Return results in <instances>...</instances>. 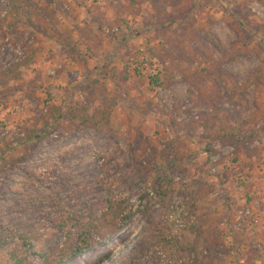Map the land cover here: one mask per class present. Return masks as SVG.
<instances>
[{"label":"rangeland","instance_id":"374dc122","mask_svg":"<svg viewBox=\"0 0 264 264\" xmlns=\"http://www.w3.org/2000/svg\"><path fill=\"white\" fill-rule=\"evenodd\" d=\"M24 1L27 5L18 15L5 17L0 27V72L27 61L19 68V79L0 84V264H53L55 248L75 230L63 220L87 222L110 203L120 204L123 214L132 213L125 226L101 229L95 234L100 243L63 264H118L147 234L152 239L164 235L176 245L169 253L157 245L135 264H164L160 251L171 257L170 264H246L247 240L255 232L264 234V228L247 219L236 220L239 210L252 207L264 222V0H182L175 9L180 19L192 11L197 22H210V37L197 35L200 46L189 55L192 59L181 63L182 74H197L196 84L211 94L200 73L204 69L203 74L218 85L220 94L212 95L220 110L247 118L260 109L246 129L253 139L244 143L263 148L260 157L252 158L242 146L210 155L200 134L186 136L185 122L200 121L207 110L194 85L182 77L168 88L149 84V76L162 66L148 50L157 44L145 21L151 11L149 0L135 5L134 13H121L120 33L116 38L104 33L98 47L80 41L78 26L84 19L91 21L96 10L114 19L116 7L126 0H58L46 7L42 0ZM10 3L0 0V20ZM204 46L222 62L213 64L217 61L212 63L213 56L203 54ZM233 48L245 54L229 61ZM114 65L129 72L125 85L110 77ZM89 72L98 75L103 90L89 107L103 99L112 104L108 132L78 130L76 122L62 118L38 139L28 137L30 129H40L47 93L65 110L69 104L79 105L87 95L82 82ZM252 75L253 83L242 90ZM159 176L174 182L171 196L186 212L181 228L169 220L173 205L168 209L159 201L155 183ZM198 180L207 184L208 194L192 211L182 196L183 183L195 185ZM189 215L194 222H189ZM214 215L223 217L218 228L224 248L216 259L203 242L195 247L199 254L190 248L198 222ZM253 244L260 248L253 264H263V237ZM107 253L110 259H105ZM8 254L14 257L7 258Z\"/></svg>","mask_w":264,"mask_h":264},{"label":"trees","instance_id":"16d2710c","mask_svg":"<svg viewBox=\"0 0 264 264\" xmlns=\"http://www.w3.org/2000/svg\"><path fill=\"white\" fill-rule=\"evenodd\" d=\"M145 0H126V2L117 6L115 13L117 17L114 19H107L104 13L96 10L93 12L94 17L91 21L88 19L83 20V25L78 26V31L80 33V41L88 46L98 47L100 46L104 33L109 37L116 38L115 33H120L121 25L123 20L120 17L121 13H134L137 11L134 8L135 5L143 3ZM151 4V11L148 12L145 18L146 24L154 30L153 39L157 42L155 46L148 48L150 53L154 55L160 63L162 64L161 69L155 74H152L148 78V82L152 87L157 88H168L175 84L179 77L182 80L188 81L190 84L194 85L199 90V100L204 105L207 110L204 112V117L201 115V120L196 121L191 118L188 122H185V133L186 136L193 137L198 134L204 138L206 141L205 150L210 154H221L224 147H236L242 146L244 154L248 158L253 156L260 157L262 152V147H249L250 144H245V140L251 141L253 139V134L247 132L246 129L249 125L254 123L259 117L261 111L256 109L252 111L247 118H241L240 116L233 115L229 113V110H220L219 105L215 104L213 101L214 96L218 97L220 94L218 90V85L211 81L209 77L203 74L204 69L200 71L202 76L205 78L207 85L211 88V94L207 93L205 88L198 86L194 80L197 74H182L181 63L190 58V54L197 53L196 47L200 46V42L196 40L198 34H204L208 38L210 37L208 28V21L204 23H199L195 20L192 11L185 15L183 19H180L179 13L175 12L177 5L181 3L182 0H149ZM76 3H80L77 1ZM27 5L24 0H11L10 9L6 12L4 18L0 20V27L3 26L5 17L7 18L10 14L16 13L18 15V10L23 6ZM66 10H63V12ZM91 12L90 9H88ZM9 13V14H8ZM17 17V16H16ZM15 17V18H16ZM12 26V25H11ZM194 42L197 46H193ZM70 44V42H68ZM204 55L213 56L212 63L220 64L222 60L214 58V52L204 46L201 48ZM245 52L243 50H238L233 48L230 51V56H228L229 61L235 60L239 56H243ZM225 55V54H224ZM225 58V56H223ZM27 61H23L16 65L9 67L6 71L0 72V84L8 85L10 81H15L20 77V66L26 64ZM261 70V67L257 68V72ZM213 75L220 76L217 72H213ZM88 73L82 82V85L87 91V95L82 100V103L68 105L66 110L61 106L51 102L52 95L47 93L48 100L45 101V110L40 115V129L34 127L28 131V137L30 135L31 139H38L41 132L45 131L51 126V124L57 122L59 119H66L70 122H76L75 127L78 130L85 128L93 129L99 135H104L108 132L110 127V121L112 118V104L107 100H101L99 105L95 108L89 107L90 101L94 96H102L103 90L101 84L98 80V75L94 73ZM110 77L115 83H121L125 85L127 83L129 72L125 68H119L117 66L110 67ZM251 78L244 81L242 90H246L252 83ZM212 93L215 95L213 96ZM234 124H231V122ZM1 157V156H0ZM223 157L218 161L220 163ZM139 169L142 170V166L137 164ZM156 188L159 189L160 193V203L168 207V209L174 205L175 200L171 196V189L173 187V180L167 178L166 176H159L156 178ZM182 196L184 201L188 204L190 210H194L199 201L202 200L208 194L207 184L201 181H196L195 185H188L183 183ZM250 200V199H249ZM146 219L148 218L147 209H141ZM123 208L120 204L110 203L109 206L97 216H89L87 222L79 223L82 221L79 218L68 217L63 220L65 224H73L75 228L72 234L68 235L67 241L63 246H58L54 250L55 261L53 264H63L64 262L76 257L86 250H90L96 246L98 242L95 240V234L105 227L117 226V229H121L125 226V222L131 217L132 213L123 214ZM222 216H206L196 226V235L193 242L190 244V248L193 252L199 254L196 251V245L199 242L204 243V249L207 252L212 253L213 259L218 258V255L222 252L224 248V241L222 238V232L218 228V223L223 222ZM228 219V218H227ZM226 219V220H227ZM263 237L264 234L260 232H255L253 236L247 243L249 245V255L246 264H253L254 255L260 253V248L254 246L253 241ZM112 238V237H110ZM146 235L144 240H137L131 246V248L126 253L124 259H122L118 264H135L138 262L140 256L150 250H155L157 245H162L166 252L169 253L170 248L176 243L170 240L164 235H160L154 239ZM103 241V239H102ZM147 241V242H146ZM249 241V242H248ZM14 257V254H8L7 258ZM105 259H110L109 253L104 255ZM151 257H153L151 255ZM166 257L169 256L166 254ZM171 257L168 258L170 260ZM102 262L103 259H100ZM171 261V260H170ZM164 264H170L168 261ZM187 264V263H183ZM264 264V263H263Z\"/></svg>","mask_w":264,"mask_h":264},{"label":"built area","instance_id":"2783aa9c","mask_svg":"<svg viewBox=\"0 0 264 264\" xmlns=\"http://www.w3.org/2000/svg\"><path fill=\"white\" fill-rule=\"evenodd\" d=\"M154 67H156V65H154ZM181 205L179 203H175L171 208V215L169 217V220L174 222L175 226L179 228L183 227L186 224L183 222V217L186 216V212L184 210V207ZM188 219L189 222H194V217H192L191 215L188 216ZM239 219H247L250 225L257 227L258 229L264 228V222H262L259 215L252 210V207H247L239 210L236 216V220ZM237 224L239 226L240 223ZM159 255L161 256L164 262L168 261L169 263H171V261L168 260L166 255L161 251L159 252Z\"/></svg>","mask_w":264,"mask_h":264},{"label":"crops","instance_id":"0c3cea01","mask_svg":"<svg viewBox=\"0 0 264 264\" xmlns=\"http://www.w3.org/2000/svg\"><path fill=\"white\" fill-rule=\"evenodd\" d=\"M58 0H47V1H45V0H42V4H43V6L44 7H46V6H48V3H49V5H53L55 2H57ZM59 2V1H58ZM58 4H55V6H57Z\"/></svg>","mask_w":264,"mask_h":264}]
</instances>
